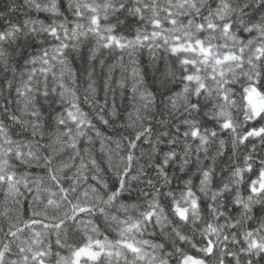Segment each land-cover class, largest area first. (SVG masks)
I'll return each mask as SVG.
<instances>
[{"label": "clouds", "instance_id": "9594fccd", "mask_svg": "<svg viewBox=\"0 0 264 264\" xmlns=\"http://www.w3.org/2000/svg\"><path fill=\"white\" fill-rule=\"evenodd\" d=\"M0 264H264V0H0Z\"/></svg>", "mask_w": 264, "mask_h": 264}]
</instances>
